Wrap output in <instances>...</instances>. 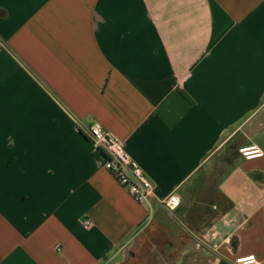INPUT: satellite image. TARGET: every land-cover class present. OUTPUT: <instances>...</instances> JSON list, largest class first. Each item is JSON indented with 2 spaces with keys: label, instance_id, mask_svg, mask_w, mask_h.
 <instances>
[{
  "label": "crops",
  "instance_id": "obj_1",
  "mask_svg": "<svg viewBox=\"0 0 264 264\" xmlns=\"http://www.w3.org/2000/svg\"><path fill=\"white\" fill-rule=\"evenodd\" d=\"M95 121L154 183L151 207L104 168ZM248 144L264 152V0H0V264H114L143 232L202 249L186 264H264Z\"/></svg>",
  "mask_w": 264,
  "mask_h": 264
},
{
  "label": "built area",
  "instance_id": "obj_2",
  "mask_svg": "<svg viewBox=\"0 0 264 264\" xmlns=\"http://www.w3.org/2000/svg\"><path fill=\"white\" fill-rule=\"evenodd\" d=\"M86 136L92 145L103 154V166L114 179L127 190L138 203L151 207L156 197L155 186L141 166L127 153L123 144L98 121L88 128ZM237 154L245 160L262 157L263 150L257 144L240 145ZM157 201L168 211H174L181 205L178 195L172 193L158 198ZM149 210V215H150ZM89 220L83 221V226H89ZM235 264H259L254 254L237 256Z\"/></svg>",
  "mask_w": 264,
  "mask_h": 264
},
{
  "label": "rangeland",
  "instance_id": "obj_3",
  "mask_svg": "<svg viewBox=\"0 0 264 264\" xmlns=\"http://www.w3.org/2000/svg\"><path fill=\"white\" fill-rule=\"evenodd\" d=\"M159 237V238H158ZM165 238V235H163ZM157 234L141 233L124 243L114 259V264H186L192 254L203 256L202 249L193 251L166 250ZM203 259V258H202ZM178 260V261H177Z\"/></svg>",
  "mask_w": 264,
  "mask_h": 264
},
{
  "label": "trees",
  "instance_id": "obj_4",
  "mask_svg": "<svg viewBox=\"0 0 264 264\" xmlns=\"http://www.w3.org/2000/svg\"><path fill=\"white\" fill-rule=\"evenodd\" d=\"M87 137V136H86ZM87 139H88V137H87ZM89 140V139H88Z\"/></svg>",
  "mask_w": 264,
  "mask_h": 264
}]
</instances>
